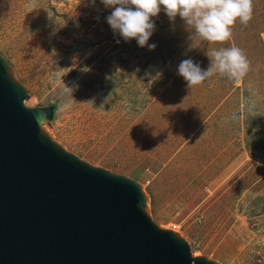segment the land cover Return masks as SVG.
I'll list each match as a JSON object with an SVG mask.
<instances>
[{"label": "rangeland", "instance_id": "rangeland-1", "mask_svg": "<svg viewBox=\"0 0 264 264\" xmlns=\"http://www.w3.org/2000/svg\"><path fill=\"white\" fill-rule=\"evenodd\" d=\"M112 10L101 0H0V58L25 105L51 111L41 126L64 149L135 181L154 223L194 257L264 264V0L213 44L162 7L154 50L114 32ZM233 45L251 65L239 84L217 74L190 89L178 74L181 61L207 70L210 49Z\"/></svg>", "mask_w": 264, "mask_h": 264}, {"label": "water", "instance_id": "water-1", "mask_svg": "<svg viewBox=\"0 0 264 264\" xmlns=\"http://www.w3.org/2000/svg\"><path fill=\"white\" fill-rule=\"evenodd\" d=\"M0 58V264H214L157 226L132 179L41 133Z\"/></svg>", "mask_w": 264, "mask_h": 264}, {"label": "clouds", "instance_id": "clouds-1", "mask_svg": "<svg viewBox=\"0 0 264 264\" xmlns=\"http://www.w3.org/2000/svg\"><path fill=\"white\" fill-rule=\"evenodd\" d=\"M101 3L113 9L107 22L114 32L125 41L135 39L140 47H149L150 50L156 47L155 44H149L155 31L152 18L159 15L162 7L170 20L179 16L209 44L229 41L237 20L247 25L253 17V0H101ZM206 55L210 58L207 70L192 59H185L178 66V74L190 89L202 85L217 74L239 84L250 71L248 57L243 49L235 45L210 49ZM63 76L60 72L54 73L56 80H63ZM248 113L257 115L254 104L248 107ZM231 119L236 120L238 117L233 114Z\"/></svg>", "mask_w": 264, "mask_h": 264}, {"label": "bare ground", "instance_id": "bare-ground-1", "mask_svg": "<svg viewBox=\"0 0 264 264\" xmlns=\"http://www.w3.org/2000/svg\"><path fill=\"white\" fill-rule=\"evenodd\" d=\"M8 73H9V75L14 79V77H13V73L11 72V70L9 69L8 70ZM41 133L43 134V135H49L48 134V130L45 128V127H42L41 126ZM51 134V133H50ZM51 137V136H50ZM145 194V193H144ZM145 197H146V201H147V206H148V197H147V195L145 194ZM148 207H150V206H148ZM145 210V212H147L148 213V208H145L144 209ZM180 239V238H179ZM197 256H199V255H197ZM194 257V256H193ZM194 258H196V257H194Z\"/></svg>", "mask_w": 264, "mask_h": 264}]
</instances>
